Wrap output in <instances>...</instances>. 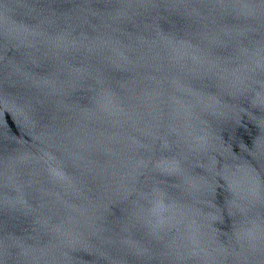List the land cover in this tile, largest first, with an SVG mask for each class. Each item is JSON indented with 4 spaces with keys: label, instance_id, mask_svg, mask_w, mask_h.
<instances>
[{
    "label": "water",
    "instance_id": "obj_1",
    "mask_svg": "<svg viewBox=\"0 0 264 264\" xmlns=\"http://www.w3.org/2000/svg\"><path fill=\"white\" fill-rule=\"evenodd\" d=\"M0 264H264V0H0Z\"/></svg>",
    "mask_w": 264,
    "mask_h": 264
}]
</instances>
